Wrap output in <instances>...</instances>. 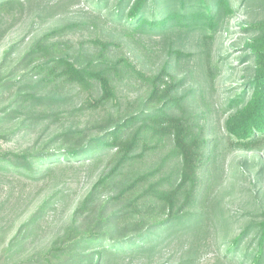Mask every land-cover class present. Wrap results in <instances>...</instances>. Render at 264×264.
Instances as JSON below:
<instances>
[{"label":"trees","instance_id":"trees-1","mask_svg":"<svg viewBox=\"0 0 264 264\" xmlns=\"http://www.w3.org/2000/svg\"><path fill=\"white\" fill-rule=\"evenodd\" d=\"M109 1L92 2L99 12L92 21L53 28L14 59L10 49L0 59L8 118L29 124L57 118L70 94L84 95L81 108L106 111L54 134L37 149H0V171L6 174L40 178L75 164L98 169L62 233L46 250L13 264L125 263L150 254L174 232L198 236L204 230L216 169L206 117L197 110L203 86L216 71L204 48L227 27L234 4ZM24 2L0 0V41L8 30L5 17L21 12ZM100 23L110 30L101 34ZM81 27L94 32L83 44L65 37ZM246 30L252 34L244 46V59L250 56L252 62L250 90L227 102L224 136L231 148L252 150L264 143V18L248 22ZM194 55L197 72L181 63ZM135 87L137 95L121 101L122 91ZM19 230L9 246L21 243ZM224 246L230 258L240 255L239 264H264V212Z\"/></svg>","mask_w":264,"mask_h":264},{"label":"rangeland","instance_id":"rangeland-1","mask_svg":"<svg viewBox=\"0 0 264 264\" xmlns=\"http://www.w3.org/2000/svg\"><path fill=\"white\" fill-rule=\"evenodd\" d=\"M94 1L25 0L21 12L4 19L8 30L0 41V59L9 49L14 59L35 38L53 28L92 21L94 15H99L92 7ZM232 3L234 11L227 27L217 32L213 42L204 48L210 50V62L216 71L211 84L203 86L197 101V110L206 117L203 122L216 165V169L212 167L214 177L206 203L204 230L198 236L182 230L174 232L150 254L130 257L125 263L110 264H239L240 255L230 258V254L224 253V243L264 212V143L252 150L236 149L229 146L224 136V120L229 111L227 102L242 93L247 96L250 90L246 82L252 72V62L250 56L244 59L248 53L244 46L246 38L252 34L246 28L248 22L264 18V0H232ZM105 26L110 27L109 24ZM99 28H103L101 23ZM104 29L110 30L103 28L101 34ZM93 33L81 27L68 32L65 37L83 44ZM158 39L155 36L154 43L145 42L153 43L155 48ZM196 58L197 55L190 56L181 63L197 72ZM185 87L188 88L187 83ZM137 92L136 87L124 89L121 94L125 96L121 95V101L126 97L133 99ZM8 95L0 94L1 150L37 149L54 134L99 119L106 113L104 109L81 108L84 95L70 94L57 118H44L29 124L20 117L6 116L10 104ZM97 175L98 169L79 164L40 178L0 171V264H13L32 253L46 250L62 233L77 202L86 195ZM27 222L29 224L21 230ZM19 228V237H23L21 243L9 246V239ZM248 241L249 236L245 239Z\"/></svg>","mask_w":264,"mask_h":264}]
</instances>
